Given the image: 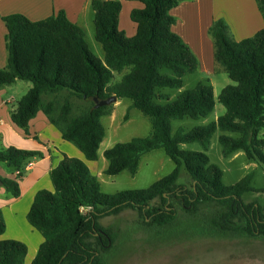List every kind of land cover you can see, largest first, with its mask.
Wrapping results in <instances>:
<instances>
[{"label":"trees","instance_id":"16d2710c","mask_svg":"<svg viewBox=\"0 0 264 264\" xmlns=\"http://www.w3.org/2000/svg\"><path fill=\"white\" fill-rule=\"evenodd\" d=\"M137 1L143 7L130 16L137 32L128 37L119 27L122 2L93 0L95 37L104 49V61L90 50L83 29L63 11L41 21L21 14L4 18L9 58L7 67L0 68V89L17 81L32 83L12 112L13 124L29 136L32 120L43 113L63 140L73 143L84 157L64 154L50 172L54 190L35 195L27 219L43 243L32 264H104V255L114 248L116 238L101 219L135 210L145 222L150 220L148 224L163 227L177 220L175 204L190 215L203 213L208 224L225 233L264 238L263 206L243 200L255 191L254 173L227 185L223 170L208 155L219 131L225 158L241 151L249 161L264 166V28L238 42L223 20L212 25L216 66L236 85L221 92L219 102L226 112L217 121L191 130L179 127L174 132V121L199 120L214 112V88L200 82L174 101L162 92L183 88L184 78L200 69V61L172 30L176 18L171 12L182 0ZM257 3L264 19V0ZM116 74L123 75L114 83ZM112 96L118 101L130 99L131 108L150 120L152 132L106 150L109 166L105 173L117 176L128 171L135 175L142 156L155 150H164L175 164L169 175L146 189L105 193L87 163L98 160L106 137L102 118L112 115L114 109V105L96 108L94 100ZM73 100L90 105L74 116ZM192 143L201 151L181 148ZM43 157V152L13 146L0 150V163L16 173V179L0 177L13 198L21 196L19 181L24 167ZM184 170L191 178L190 188L178 183ZM157 200L160 205H154ZM6 228L0 209V237ZM27 254L25 243L0 239V264H25Z\"/></svg>","mask_w":264,"mask_h":264},{"label":"rangeland","instance_id":"374dc122","mask_svg":"<svg viewBox=\"0 0 264 264\" xmlns=\"http://www.w3.org/2000/svg\"><path fill=\"white\" fill-rule=\"evenodd\" d=\"M91 50L98 53L92 45ZM214 64L216 66L215 59ZM121 75L123 74L116 75L113 82L119 81ZM200 82L210 83L214 88L216 100L214 112L199 120L186 118L174 121V132L179 127L191 130L195 127L206 126L225 114L226 109L219 102L220 94L224 88L236 85V83L231 81L224 71L214 69L212 73L208 74L201 67L194 74L184 78L183 88L165 89L162 92L169 96L170 101H174L183 92L194 88ZM27 84L32 86V83L20 82L10 87V93L16 99L13 103L15 106L26 95ZM89 105V102L73 100L74 116L87 109ZM131 106L130 99L120 100L117 104L115 103L113 115L102 119L106 128V137L100 146L98 160L96 162L87 161L90 169L99 176L103 191L108 194L125 190L146 189L175 169L174 162L164 150H155L142 156L139 170L135 175L128 171L117 176H109L105 173L109 165L104 157L106 150L119 143H127L134 138L147 137L152 132L150 120L141 111L133 109ZM128 113L129 120L126 121L125 117ZM219 136L220 132L218 131L212 139L208 153L211 162L223 170L227 185H233L246 175L254 173L252 186L255 191L246 194L243 200L248 204L258 203L264 208V166L249 161L246 155L241 152L238 155L225 158L221 152ZM5 143L0 135V150L7 148ZM72 145L77 151H80L73 143ZM182 149L201 151L200 146L196 143L185 144ZM81 159L84 160L83 155ZM0 165L4 166L8 174L14 173L12 167H8L4 163H0ZM178 183L191 187V178L185 170ZM160 203V200H157L154 205H160ZM175 206L178 210L177 220L163 227L148 224L150 220L145 222L144 216L135 210H125L119 215L101 219L100 223L110 229L116 238L114 248L108 255H104V264H264V238H247L235 232L225 233L208 224L203 213L196 216L190 215L183 211L178 204ZM26 245L29 252L31 246Z\"/></svg>","mask_w":264,"mask_h":264},{"label":"crops","instance_id":"0c3cea01","mask_svg":"<svg viewBox=\"0 0 264 264\" xmlns=\"http://www.w3.org/2000/svg\"><path fill=\"white\" fill-rule=\"evenodd\" d=\"M103 1L122 2L119 27L128 37L135 36L137 25L130 16L133 10L143 7L142 3L137 0ZM92 2L93 0H0V68L7 67L9 58L8 29L4 18L14 14L24 15L32 21H41L61 11L65 12L72 23L83 29L90 50L91 45L95 47L98 55L91 51L104 61V49L95 37V11ZM171 13L176 18L173 32L179 35L192 49L200 61V68L203 67L208 74L212 73L214 69L220 71L214 64V41L210 34V28L217 20H223L228 25L229 33L238 42L254 37L264 28V19L257 0H182ZM20 82L25 83V81H17L0 89V135L6 142L7 148L13 146L18 149L40 151L44 153V157L31 160L29 162L32 163L30 170L25 169L29 163L24 167L20 180L21 196L18 199L13 198L0 185V209L3 211L7 225L6 232L0 239L29 244L31 249H29L25 264H32L31 262L43 243L42 236L31 227L27 219L35 195L41 190H54L50 172L63 159L64 154L80 159L82 154L74 148L72 143L63 140L60 131L50 124L47 116L43 113H39L32 120L29 136L13 124L11 116L16 109L13 104L16 99L11 95L10 87ZM31 87L29 84L26 86L28 91ZM240 152L238 151L234 155H238ZM92 172L96 174L94 171ZM96 176L99 179V176ZM0 177L13 179L16 178V173L8 174L4 166L0 165Z\"/></svg>","mask_w":264,"mask_h":264},{"label":"water","instance_id":"95a60500","mask_svg":"<svg viewBox=\"0 0 264 264\" xmlns=\"http://www.w3.org/2000/svg\"><path fill=\"white\" fill-rule=\"evenodd\" d=\"M96 102V108L104 107V106H111L117 103L118 99L116 96H112L107 98L106 100L99 101L97 99L94 100Z\"/></svg>","mask_w":264,"mask_h":264},{"label":"built area","instance_id":"2783aa9c","mask_svg":"<svg viewBox=\"0 0 264 264\" xmlns=\"http://www.w3.org/2000/svg\"><path fill=\"white\" fill-rule=\"evenodd\" d=\"M31 167H32V163H29V164L25 167V169H26V170H30Z\"/></svg>","mask_w":264,"mask_h":264}]
</instances>
